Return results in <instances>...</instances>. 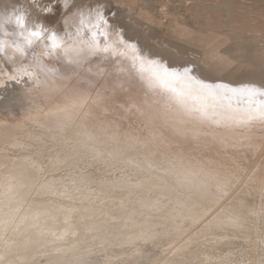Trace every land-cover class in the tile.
<instances>
[{
    "label": "bare ground",
    "instance_id": "bare-ground-1",
    "mask_svg": "<svg viewBox=\"0 0 264 264\" xmlns=\"http://www.w3.org/2000/svg\"><path fill=\"white\" fill-rule=\"evenodd\" d=\"M29 1L27 4H23L18 0H0V14L18 6L31 19L30 13L34 14L33 8L35 7ZM70 5L68 7L73 9L74 6ZM125 5L130 14L133 9H136V16L132 15L134 18L149 21L152 25L159 27L160 29H157L161 30L160 32L164 36L160 43L152 42L155 40L152 36L153 33L151 35L146 32L140 25L136 24L135 26L137 21L133 24L127 20L122 23L118 22L122 13H118L115 18L109 16L110 31L122 30L125 40L135 42L142 54L157 57L162 62H166L169 67L194 64L197 69L195 75L209 82L223 81L233 85L255 83L264 86V39L258 41L257 34L251 35L263 30L261 26H257L259 22H254L249 26L246 24L244 27L236 26L235 29L238 31L234 34L237 35H233L232 32H229V28L225 27L217 29L205 26L199 27L198 32H193L189 24L181 21L175 19L169 21L170 23L162 21L148 10L149 7L146 9L145 4H138L137 0H129ZM89 8L94 7L90 6ZM41 9L35 11L36 16L41 18L36 22L43 23L45 27H51L55 31L63 30L61 24H54L52 21V18L55 17L45 15ZM122 9L124 8L122 7ZM125 13L127 14V12ZM11 30L9 27V31ZM110 39L115 40L117 37L113 35ZM182 49H191L190 52L200 53L201 59L192 58L186 52L187 50ZM43 50V44L35 46L37 53H42ZM185 52L187 55H184ZM132 55V51L127 50L125 56L112 57L104 63L116 65L131 72L129 58ZM44 57L40 55V59L48 68L56 67V59ZM117 61L120 63L118 64ZM87 63L100 66L102 62L99 58H92ZM84 66L83 68H85ZM87 66L89 67V65ZM23 67L40 75L41 83L35 84L27 78L8 79L9 75H19L16 70ZM182 67L175 66L174 68L182 70ZM126 74L128 73L126 72ZM131 74L134 79L140 82L133 71ZM150 74L151 68L146 67L143 75ZM77 81V77L67 81L60 79L53 81L35 66L31 54L21 57L19 53H14L11 49L6 53H0V88H4L3 93L6 92L5 97H0V112H2L0 113V180L7 174V169L13 167L12 159L17 160L21 168L26 167L29 161L35 160L42 169L32 175L31 183L35 188L52 182L61 186L71 185L73 187V203L65 204V207L76 209L71 218V230L75 231L77 235L69 236L67 243L63 245L68 249L62 257L67 264H208L209 259H216L227 253H231L234 259L243 256L248 264H261V260L264 259V251L261 250V245L258 243L262 231L259 215L248 218L244 225L245 231L239 233L231 229L221 232L209 227V223L217 215L240 210L242 203L245 215L247 209H252L256 213L260 212L261 207L264 206V160H261L260 164L258 163L259 166L257 164L258 167L255 171L261 176L254 180L240 175L239 169L234 171L236 168H232L235 166L231 164L234 157L232 162L228 160L231 167H228L230 164L223 167L222 162H220L222 167L220 165L217 167L215 163H212L215 160L212 158L208 162L215 166L209 165V163L201 167L188 166L185 162L176 164L177 167L182 166L191 173L190 183L183 185L177 184L173 176H165L161 172L139 173L135 176L133 183L143 182L144 190L133 191L131 195L124 193L122 196H118L117 199L125 201L123 209H120L112 201L109 189L113 182L121 178L122 170L125 168L122 161L129 157L103 148L96 141L88 138L87 132L97 131L98 124L95 125L96 129L94 130L90 124H87L89 126L86 127V124L85 126L82 124L86 122L80 123V121L76 122L72 119L66 127H60V121L51 116V112L56 109L57 105L64 104L65 96L73 90ZM141 88L149 95L151 102L164 113L163 100L154 96L142 85ZM157 100L159 103L156 102ZM10 103L23 105V112L7 109L6 105ZM80 111L82 112V110ZM18 113L22 116L19 120H17ZM13 115L15 116L12 117ZM168 116L179 122L185 121L184 117ZM87 117L83 118L82 116V119L86 118L87 121ZM184 123L185 125L182 126L196 127L200 134L221 137L229 142L242 140V144H238L241 148L239 155L244 158L245 162L247 161L246 163L252 162L254 155H257L258 151L264 150V125L254 124L248 128H215L197 121ZM104 129L102 133L106 131ZM99 132L101 133V131ZM110 136L113 137V135ZM119 140L121 141V139ZM119 140L117 143L119 146L123 144L126 146V139L122 144L119 143ZM114 142L116 144L115 139ZM129 142L132 143L130 140ZM129 142L127 144H130ZM89 146L94 147L96 152L101 155H95ZM138 148L141 147L138 146L137 151ZM110 153L112 155H109ZM234 156L236 158V155ZM227 158L229 159L228 156ZM238 160H234V162ZM228 161L226 163H229ZM245 162L243 163L247 166ZM226 166L227 168H225ZM164 167H167L166 163ZM255 171L254 173H256ZM72 181H76L75 185H72ZM161 181L164 182L165 191L153 192L150 196L147 189L153 185L159 186ZM157 196L163 197L158 208L145 206L155 200ZM36 202L48 203L43 198ZM65 214L64 212L56 213L59 217L56 224L59 231L65 227L63 224ZM89 228L93 230L89 231ZM224 236H240L247 238L249 243L247 245H242L239 241L228 243L222 239ZM19 254L35 255L36 264H47V260L37 254L35 250L28 254L23 252ZM8 259L15 260L16 256L9 255Z\"/></svg>",
    "mask_w": 264,
    "mask_h": 264
},
{
    "label": "snow or ice",
    "instance_id": "snow-or-ice-1",
    "mask_svg": "<svg viewBox=\"0 0 264 264\" xmlns=\"http://www.w3.org/2000/svg\"><path fill=\"white\" fill-rule=\"evenodd\" d=\"M68 6V0H63V7L67 9ZM41 11L53 12V5L50 3ZM73 16L79 17L75 31H68L66 27L64 34L60 35L57 31L45 27L43 23L30 22L26 12L20 8L5 10L0 14V53H6L11 49L21 57L31 54L35 66L41 73L53 81L56 79L67 81L78 76V70L92 58H99L103 62L112 57L125 56L127 50H131L133 55L129 59L132 71L143 88L163 100L165 116L176 115L185 118L182 123L197 121L215 128H248L254 124L264 125V86L255 83L233 85L223 81L209 82L195 75L197 69L194 64H188L181 70L169 67L157 57L142 54L135 42L125 40L122 30L110 31L109 18L105 15L102 4H97L94 8H78ZM64 23L68 25L67 18ZM113 35L117 39H110ZM38 44H43L42 53L35 51ZM40 55L56 59L61 62V67L48 68L40 59ZM146 67L151 68V74L148 76L143 75ZM16 71L19 75H9V80L27 78L35 84L41 83L40 75L29 71L27 67ZM103 71L104 69H100L96 75ZM120 71L124 70L121 68ZM83 84H87L89 88L94 87L91 80L81 77L73 90L65 96L64 104L57 105L51 112V116L60 121V127H66L74 115L89 103L90 95ZM120 87L122 89V86ZM104 90H108L107 86ZM102 99L101 93L97 92L91 103L99 104ZM156 102L159 103V100ZM130 107L139 110L134 102L130 103ZM89 147L95 155H101L94 147ZM129 150H136L135 143L129 144ZM158 157V153L145 151L140 157H129L122 161L125 168L122 170L121 178L113 182L109 189L112 201L120 209H123L125 201L117 199L118 196L144 190L143 182L133 183L139 173L161 172L165 176H173L177 184L190 183L191 173L188 170L182 166L177 167L172 159L158 162ZM11 163L13 167L7 169V174L0 180V264H36L35 255L19 254L20 252L28 254L32 250L43 256L47 264H67L62 257L68 249L63 245L67 243L69 236L77 235L71 230V218L76 209L65 207V204L73 203V187L52 182L35 188L31 179L34 173L42 170L38 162L31 160L23 168L15 159H12ZM165 163L167 167H164ZM75 183L76 181H72V185ZM163 184L161 181L159 186L149 187L148 194L151 196L153 192L165 191ZM41 198L48 203L36 202ZM161 199L163 197L157 196L145 206L158 208ZM57 212L66 213L63 217L65 227L62 231L56 227L59 219ZM257 215L262 226L258 243L264 251V206L259 213L247 209L245 215L242 203L240 210L214 217L209 227L221 232L231 229L239 233L245 231L244 225L248 218ZM222 239L228 243L231 241H239L242 245L249 243L247 238L240 236H224ZM9 255H15L16 259H8ZM208 264L248 262L243 256L234 259L231 253H227L216 259H209ZM261 264H264V259L261 260Z\"/></svg>",
    "mask_w": 264,
    "mask_h": 264
},
{
    "label": "rangeland",
    "instance_id": "rangeland-1",
    "mask_svg": "<svg viewBox=\"0 0 264 264\" xmlns=\"http://www.w3.org/2000/svg\"><path fill=\"white\" fill-rule=\"evenodd\" d=\"M18 1L19 2L22 1L23 4H27L29 0H25V1L18 0ZM85 1L86 0H82V1L71 0L70 4L72 5H70L69 3L68 5L74 6L75 8L73 7L72 9V7H68L66 9L62 7L63 0H30L29 2L31 4L33 3V7L35 8H33L34 14L30 13L31 16L29 14L31 18L29 19V21L36 22L37 19L40 20L41 18L39 16L38 17L36 16L35 13L36 9L38 10L44 8L45 6H48L51 3L53 5V9H54L53 11H55V13L51 12L53 13L52 15L51 13L50 14L44 13V14L55 17L52 18V21L54 22V24H61L63 30L57 32L63 35L66 30L65 27L67 26H68L67 30L75 31V26H77L79 23V19H77L79 17L77 16L76 18V16H73V13H75L78 8L87 9L90 6L95 7L97 4H102L104 6L106 16L115 18L118 13H122V16L119 17L118 22L122 23L124 20H127L128 22L133 24L135 21H137V23L135 22L134 24L135 26L136 24L140 25V27L143 30L145 29L146 32H149L151 35L153 33L152 36H154L155 40H153L152 42L155 41L157 43H160L164 38L162 32H160L161 30H158L160 29L159 27L152 25L149 21L136 19L133 17L136 16L135 15L136 9H133V12L131 14L127 11V6L125 4L129 2V0H87L86 2ZM137 1L138 4L141 3L145 4L144 5L145 8L149 7V9L148 8L146 9L152 11V13L156 15L158 18H160L162 21L168 23L174 21V19L181 21L183 23L189 24V26L193 29V32H198L199 27H205V26L211 28L216 27L217 29H221L225 27V28H229L228 29L230 30L229 32H232L233 35H237L234 34L235 32L237 33L238 31L237 29H235L236 26L244 27L246 26V24L247 26H249L252 23L254 24V22L256 23L259 22L258 25L256 23L255 24L258 27L261 26V28L264 30V26H263L264 0H146V1L137 0ZM81 2L82 5L85 6H82ZM76 3L77 4L79 3V5H76L77 7L75 6ZM79 6L82 7L80 8ZM122 7L124 9L121 10ZM123 10L124 12H121ZM109 11L110 13H108ZM125 12H127V14ZM66 18L67 20H69L67 26L64 23ZM263 30H261L262 32L261 31L254 32L251 35L253 36L254 34H257L256 39L258 41L260 39L262 40L264 39ZM138 39L139 37L137 38V40ZM251 39H254V37H251ZM172 44H174V42ZM189 50L191 51V49H185L184 51L190 54L192 58L201 59L200 56L202 55L200 53L198 52L193 53L190 52ZM186 52L184 53V55L186 54ZM44 58H50V57H44ZM165 60L169 62V60L167 59ZM57 63L59 64V66H57L58 65ZM57 63H56V67H61V62L57 61ZM90 64L91 63H87L86 61L84 63L85 66L83 65L85 68L82 67L81 69H79L78 76H76L78 80L81 77H83L86 80H91L93 82L94 87L91 88H89L87 84L82 85L88 91L90 95V101L84 108L81 109L82 112L79 111L77 115H74L73 119L76 122L80 121V123L86 122V123H82L84 124V126L86 124V127L89 126L87 124H90V127L92 128L94 127V130L96 129V126L98 124L96 129L97 131H92V130L88 131L87 136L90 140L96 141L97 144H99L101 147L107 148L110 151L117 152L122 155H126L128 157H140L144 154L145 151L155 152L159 154L158 161H166L167 159H172L173 163L176 162L175 164H180L185 162L186 165L193 167H198V166L201 167L202 165H206L207 163H209L208 161L211 160L210 158H212V160L215 159L213 160L212 163H215L217 167L220 165V162H222L223 167L224 165L230 164L229 161L232 162L233 157L234 160H238L242 158L239 155L240 154L239 151H241V148L239 147L240 145H238V144H242V140H237V141L233 140L229 142V141H225L221 137L200 134L196 127L195 128L184 127L182 126L185 125L184 122L182 123L174 118L165 116V112L163 113L162 111H160V109L157 108L151 102V98L149 97V95L144 91V89L141 88V83L132 77L131 74L132 71L128 72V69L126 70L123 69L124 71L121 72L120 71L121 68L119 66L111 65V64L106 65L104 61L100 63V66L101 64H103L102 68L100 66H97L96 64L95 65L94 64L90 65ZM87 65H89V67ZM175 66L184 67L186 65H182V66L173 65V67ZM100 68L105 69V71H103V73H100L99 75H96V73L100 72ZM89 69H91V71H89ZM126 72L128 74H126ZM105 86H107L108 88L107 91L104 90ZM120 86H122V89ZM114 88L115 91H113ZM3 90L4 88H0L1 98L5 97L6 92L3 93ZM97 92L101 93L103 99L99 104H93L91 103V99H95ZM132 102L136 104L139 110L130 107V103ZM121 105H123V107H121ZM6 108L20 112H23L24 110V106L19 105L18 103L7 104ZM14 116L15 115H13L12 117ZM82 116L83 118L86 116L90 118L87 117L88 120L86 121V118L82 119ZM17 118H18L17 120H19L20 118H22V116L18 113ZM91 121H93V123H90ZM102 126L107 127L105 128L106 131ZM88 129L90 128L88 127ZM103 129L105 132L102 133ZM110 129H112L113 131ZM99 131H101V133ZM120 133H124V134H120ZM103 134L106 135L104 136ZM109 134L113 135V137L110 136ZM106 136L107 138H105ZM114 139L116 140V144L118 143L119 139H121V141L119 140V143L121 144L122 142L124 143L125 139L127 143L130 140L132 143L135 142V145L138 143V145H136V149L138 146L141 148H138V151L137 150L132 151L129 150V144L125 143L126 146H123L124 144L120 146L119 144H117L118 145L117 146L114 142ZM121 146L124 148H122ZM142 146L144 147L142 148ZM216 154L219 156H217ZM234 155H236V158L238 159H236ZM227 156L229 157V159L227 158ZM223 159L225 160L223 161ZM242 159L236 161L237 163L234 162L233 160L231 164L234 165L235 167H233L231 164L228 165V167L232 166V168H236L234 169V171H237L239 169V174L246 176L247 179L254 180L257 177L261 176L259 173L257 174L255 170H257V167L261 163V160H264V150L260 152L258 151L257 155H254V160L252 162L246 163L247 161L245 162L244 158ZM226 161H228L229 163H226ZM239 161L241 162L238 163ZM243 162H245L247 166L244 165ZM215 164L209 163V165H214V166ZM222 164L220 165L221 167ZM255 166L256 169H254ZM225 168H227V166ZM254 171L256 173H254Z\"/></svg>",
    "mask_w": 264,
    "mask_h": 264
}]
</instances>
